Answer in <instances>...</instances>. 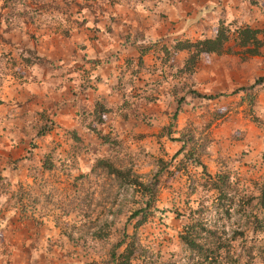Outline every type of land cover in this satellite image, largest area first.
I'll return each mask as SVG.
<instances>
[{
    "label": "rangeland",
    "instance_id": "obj_1",
    "mask_svg": "<svg viewBox=\"0 0 264 264\" xmlns=\"http://www.w3.org/2000/svg\"><path fill=\"white\" fill-rule=\"evenodd\" d=\"M116 1L125 9L114 15L124 24L130 22L129 27L137 29L135 43L160 60L150 66L156 77L144 94L190 95V112L182 117L177 112L156 136L146 134L150 140L143 134H126L129 126L124 122L119 127L111 124L114 119L105 115L103 124L107 120L109 124L98 131L106 140L90 129L88 134L97 141L87 146L84 140L88 141L89 135L78 137L83 127L62 129L58 124L60 95H14L12 86L21 77H28L19 60L41 62L36 49L41 38L38 29L50 25L60 31L63 38L72 41L67 47L69 55H80L84 60L87 46L78 42V36L74 40L72 31L85 25L88 12L95 16L90 7L103 11L107 2L116 9ZM153 8L150 0H0V264H114V253L120 255L131 243L136 247L131 264H196L198 256L181 241L194 217L225 226L232 233L246 230V238L238 236L235 241L236 253L244 255L245 263L243 251L258 238L248 229L255 215L264 213L260 200L264 196V161L252 162L246 152L218 156L210 148L214 142H221L219 136L230 145L238 144L251 126L256 132L263 129L264 137V114L254 109L263 90L249 82L246 68L254 55L245 53L246 49L235 46L232 40L224 54L203 55L197 66L186 72L184 63L189 53H173L174 44L198 40L169 36L168 29L172 34L174 28L169 27L164 12L160 19L150 21ZM93 18L99 24L100 20ZM107 20L113 27L114 19ZM150 22L158 32L155 38L147 37ZM236 22L234 18L215 26L217 31L223 23L235 29L239 27ZM21 27L28 28L26 34ZM210 29L214 30L212 26ZM98 32L91 30L87 35L95 45L105 38ZM23 33L28 34V44L20 45L16 40ZM234 79L238 83H232ZM196 93L224 98L207 100ZM137 108L132 107V113L120 118H141ZM91 121L95 127L100 123L95 116ZM178 139L188 141L193 158L182 155L172 160L176 150L170 147L167 151V146L169 140ZM195 159L201 160L213 179ZM101 160L121 172L101 167ZM128 172L130 179L150 187L152 199L143 188L128 184ZM149 199L152 204L145 218H130L135 210L146 207ZM226 210L232 214L225 216ZM193 211L201 212L193 215ZM123 240L126 244L119 247Z\"/></svg>",
    "mask_w": 264,
    "mask_h": 264
},
{
    "label": "crops",
    "instance_id": "obj_2",
    "mask_svg": "<svg viewBox=\"0 0 264 264\" xmlns=\"http://www.w3.org/2000/svg\"><path fill=\"white\" fill-rule=\"evenodd\" d=\"M150 1L152 8L155 7V12L150 21L160 19V14L164 12L169 27L174 28L171 30L172 34L169 33L168 29V35L177 39L212 38L217 33L219 22L234 18H236V24L239 27L264 28V1L257 0L260 2L258 4L253 3L252 0ZM121 4L122 2L116 1L117 8L114 9L112 4L108 6L105 2L103 11L96 10L93 6L90 7L89 9L94 10L95 16L87 11L85 25L72 31L74 40L78 36V42L87 46V50H85L87 55H84L86 60H80V55L73 58V54L69 55L70 49L67 47L68 45L71 47L72 41L70 42L69 38H63L60 31L50 25L38 29V35L41 38L38 39L36 49L41 62L26 65V61L23 60V63L22 60H19L18 65L27 70V72L23 71V74H27L28 77L25 76L24 79L21 77V80L15 81L11 94L60 95L58 96L59 103H57L58 124L62 129L75 128L77 130L78 125L83 127L84 131H81V135L78 136L81 138L88 132L91 133V118L94 116L98 104L104 105L108 110L104 115L114 119V121H110L111 124L115 123L119 127L124 122V126H129V130L125 129L126 134H143L147 140L151 138L146 134L156 136L159 131L167 128L177 112L181 113V117L189 113L190 95L144 94L145 88L156 77L152 76L154 71L150 70L153 68L150 66L155 63L159 64L160 60L158 61L152 55L147 54L143 47L135 43L134 37L137 29L129 27L130 22L124 24L120 18H117V15H114V13L120 15L125 9ZM118 10L121 11L118 12ZM49 15L54 18L57 16L56 14ZM144 16L149 15L144 12ZM93 17L100 20L99 24H95ZM109 17L117 22L116 24L114 22L113 27H111L112 22L107 20ZM54 18H51V21L55 22ZM156 23L160 26L165 24L164 22ZM216 24L218 25L215 26ZM116 25H118L117 28ZM149 26L151 30L147 33V37L155 38L158 33L156 26H153V23L147 25V27ZM209 26H212L214 30H208ZM21 28V30H25L26 34L28 28ZM91 30L94 34L95 31H99L100 34L98 35L105 37L97 45L93 43V39L90 40L92 36H87ZM82 35H85L87 39L85 42ZM16 42L20 45L28 44V34L24 35L23 33ZM77 48L78 46L73 48V51ZM181 53L184 56L187 52ZM246 68L251 84H255L259 78L264 77V47L260 49L258 55L251 57V65H247ZM150 71L151 74H149ZM20 82L22 83L20 84ZM232 83H238V79H234ZM259 88L263 91L257 95V104L254 109L257 114L262 115L264 114V83L260 84ZM221 98H224V95H220L219 99ZM180 101H182L181 104ZM230 101L232 100L230 99ZM135 106H138V115L142 116L141 118L135 116L136 119L131 115L129 119L126 116L127 120L120 118L122 114L132 113L130 109ZM86 110L89 112L84 115ZM133 110L136 111V109ZM75 119L78 123H74ZM108 124L109 121L107 120V124H97V127H106ZM94 125L93 123L92 126L95 127ZM262 130L259 129L256 132L255 128L251 126L245 139L236 145H230L223 140L222 136H219L221 142L219 144L214 142L210 149L216 150L218 156H235L246 152L247 159L250 161L263 162L264 137L261 134ZM88 135L89 140H83L87 146H90L97 139L92 138L91 134ZM169 141L171 144L169 143L167 146V151L171 147L177 153L183 147V142ZM225 142L227 143L225 144Z\"/></svg>",
    "mask_w": 264,
    "mask_h": 264
},
{
    "label": "trees",
    "instance_id": "obj_3",
    "mask_svg": "<svg viewBox=\"0 0 264 264\" xmlns=\"http://www.w3.org/2000/svg\"><path fill=\"white\" fill-rule=\"evenodd\" d=\"M224 24L225 23L221 24L216 35L212 38H204L196 42H192L190 40L177 41L176 44H174L173 53H189V56L184 63L186 72L188 70H193L203 55L224 54L226 52L227 46L232 40L235 42V46L246 49L245 53L254 56L260 53V49L264 47V29H253L250 26H235V29H232V27H227ZM171 54L169 58H173ZM26 62L30 64L29 60H26ZM263 83L264 77L259 78L255 85H260ZM196 96L207 100H214L219 97V95H203L201 93H196ZM107 112L108 110L104 107V105H96L94 116L95 119H98L100 122L99 124H103V117ZM174 117L176 118L177 115ZM92 125L93 124L90 125V129L97 133L101 139L106 140L105 135H101V132L98 131V127H93ZM178 141L183 142V147L173 156L172 160L175 161L182 155L185 159L193 158L195 156L193 154V150L188 151V141H185L184 139H178ZM195 161L203 168L204 174L213 179L208 173L207 167L201 162V160L195 159ZM160 162L162 164L165 163L163 158L160 159ZM99 164L101 167L108 168L112 173L121 172L117 170L111 163L105 160H101ZM131 177V172L125 174V178L129 182L128 184L135 186L136 188H143L145 191H147V193L150 194V198L152 199L153 195H151L152 192L150 191V187L139 182L138 179H130ZM215 188H218V186H215ZM223 194V190L219 191V197H217V200L221 201L223 199ZM151 199L145 203L146 207L135 210L130 218H138L142 215L143 218H145L144 213L146 212L147 208L151 206ZM260 200L262 203L261 205H264V196H262ZM196 212L200 213L201 211H193L192 214L195 215ZM231 214V210H226L224 212L225 216ZM191 220V224L186 227L185 232L181 235V241L192 253L198 256V262L196 264H264V213L263 215L256 214L254 217V222L248 229L249 234L256 235L258 238L253 241L254 245L252 247L243 251V254L247 255L245 263H243L244 255L236 253L235 241L238 239V236H241L245 239L247 235L246 230H235L232 233L227 227L220 225H210L205 221V219L201 217H194ZM141 224L142 222L139 223L137 227H139ZM125 244L126 242L123 240L118 244V246L121 247ZM135 251L136 247L134 243H131V245L126 244V248L123 253L120 255L114 253V264H131V260L135 255Z\"/></svg>",
    "mask_w": 264,
    "mask_h": 264
}]
</instances>
